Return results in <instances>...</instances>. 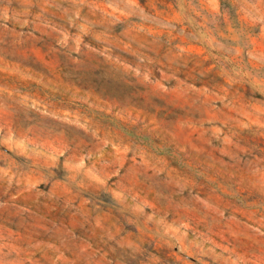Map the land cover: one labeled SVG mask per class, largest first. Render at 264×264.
Listing matches in <instances>:
<instances>
[{"label": "rangeland", "instance_id": "rangeland-1", "mask_svg": "<svg viewBox=\"0 0 264 264\" xmlns=\"http://www.w3.org/2000/svg\"><path fill=\"white\" fill-rule=\"evenodd\" d=\"M0 264H264V0H0Z\"/></svg>", "mask_w": 264, "mask_h": 264}]
</instances>
